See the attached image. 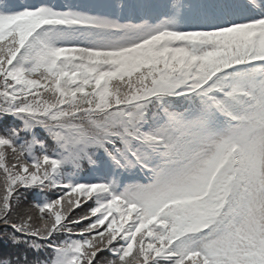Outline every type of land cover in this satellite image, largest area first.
I'll return each mask as SVG.
<instances>
[{"label": "snow or ice", "instance_id": "6c2138e0", "mask_svg": "<svg viewBox=\"0 0 264 264\" xmlns=\"http://www.w3.org/2000/svg\"><path fill=\"white\" fill-rule=\"evenodd\" d=\"M0 264H264V0H0Z\"/></svg>", "mask_w": 264, "mask_h": 264}]
</instances>
